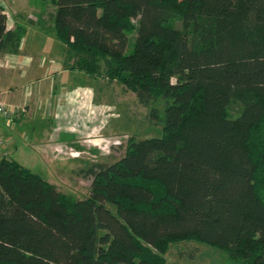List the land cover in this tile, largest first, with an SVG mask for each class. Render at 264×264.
Returning <instances> with one entry per match:
<instances>
[{
    "label": "trees",
    "instance_id": "1",
    "mask_svg": "<svg viewBox=\"0 0 264 264\" xmlns=\"http://www.w3.org/2000/svg\"><path fill=\"white\" fill-rule=\"evenodd\" d=\"M53 5L39 23L52 20L69 67L120 81L152 121L165 99L162 133L90 165L83 198L2 156L0 264H167L184 240L264 264V0ZM25 31L0 3V54Z\"/></svg>",
    "mask_w": 264,
    "mask_h": 264
},
{
    "label": "crops",
    "instance_id": "2",
    "mask_svg": "<svg viewBox=\"0 0 264 264\" xmlns=\"http://www.w3.org/2000/svg\"><path fill=\"white\" fill-rule=\"evenodd\" d=\"M13 1L14 7H11L12 11H10L11 9H8L5 5L8 4V6H11L9 0H0V3L8 14V27L12 28L17 24H22L25 26L26 31L21 42V51L19 53L6 52L0 54V101L16 109L12 118L15 119V122L21 121L22 124L13 127L17 133L22 132L23 139L25 140L28 139L24 137L28 131H25V134L24 129L29 127L30 130L33 131L32 128L37 126L33 125V127H31L30 122L34 120L36 123L37 119L41 120V125H43L42 130L36 132L34 136L32 135L33 141L30 140L32 142L29 144L33 147L29 150L39 153L40 156L47 160L68 161V169L71 171L70 174L72 178L66 181V184L71 185L75 189L77 183H79L81 179H84L83 176H91V174L88 173V168L94 163L95 152L97 150L101 152V150L98 149V144H96L97 141H95L96 138L92 134L95 130L93 125L83 134H77L76 137L67 139L61 144L62 137L59 134L60 128L57 123L63 118L64 113L68 112L67 115H69L72 110L73 117H78V119L76 121H73V118L68 120L65 129L74 133L77 131L79 123L84 122V125L87 123L89 125L90 121L84 119L81 114L83 109L85 110V106L89 109L91 107L95 108L97 105L98 107H103L101 111L104 112L110 109L111 102L102 101V98H97L96 100L94 88L80 83L82 80H86L87 77H85V75L88 76L87 73L70 68L69 64L62 67L65 61L66 48L65 45L63 46L59 43L60 40L58 38L59 41L54 45L55 51H57L55 57L57 58L51 60L49 64L47 58L44 56L38 61V67H40V69L44 67L45 74L52 77L50 85H40V80L33 89L26 87L28 82L23 79L28 76V69L35 60L30 54H32L36 46L31 34L25 36L28 32V28L31 27L38 34H40L41 31L43 34H48L46 31L52 32L53 28L50 26V19L46 22L42 21L39 23L41 16L43 18V14H41L42 11L39 13V11L33 10L29 3L27 4L26 2L28 0ZM32 10L39 13L35 19L31 17ZM45 24L46 26H44ZM53 38L49 37L46 39L44 42L45 45L51 43V41L54 42ZM24 46H27L28 50H23L22 48ZM51 72H53V74H51ZM17 78L19 80H17ZM8 118L9 117L0 113V128L3 122L5 123L6 120H9ZM42 119H44L43 122ZM107 128L108 125L103 124L100 125V129L98 128L97 131L101 136H108V132L104 134ZM50 129L51 132L49 133ZM53 130L55 133L52 134ZM0 134L3 137V142L0 143V158L4 155H17L20 152V146L17 143L16 135L11 131L6 133L2 130H0ZM78 158H86L88 162L76 163L77 165L72 164L71 159ZM90 160L92 161L90 162ZM62 167L63 166L57 167L58 172L64 170Z\"/></svg>",
    "mask_w": 264,
    "mask_h": 264
},
{
    "label": "rangeland",
    "instance_id": "3",
    "mask_svg": "<svg viewBox=\"0 0 264 264\" xmlns=\"http://www.w3.org/2000/svg\"><path fill=\"white\" fill-rule=\"evenodd\" d=\"M16 1V0H15ZM27 4L29 3L30 7L33 10L39 11H45L46 13L49 12L51 9L54 8L55 5H53V0H28L26 1ZM9 3L11 6H8V4H5L8 9H11L12 11L13 0H9ZM12 7V8H11ZM31 11V17L37 18V15H39L36 11ZM11 14V12H10ZM12 18V17H11ZM52 22V20H51ZM46 26V24L44 25ZM40 27V26H39ZM46 28V27H45ZM48 29V28H46ZM48 34H43L41 31L40 34H38L34 29L31 27L28 28V32L25 36H29L31 34L32 39L36 43L35 49L30 54L35 58L33 61V64L29 67L28 76L23 79L26 80L28 83L26 87L33 89L37 86V83L40 81V85L47 84L50 85V82L52 80L51 76H47L45 74V68L43 67L40 69L38 67V61L41 57H45L48 60V64L51 60L56 59L55 57L57 54V51H55V43L59 41L54 33V31H46ZM33 33V34H32ZM49 37H54V42L51 41V43H48L45 45V40ZM24 38V36H23ZM50 42V41H49ZM53 42V43H52ZM61 45L64 46L62 42L59 41ZM27 46H24L23 50H28ZM66 48V46H65ZM67 65V63L64 61L63 66ZM70 65V64H69ZM84 73V72H83ZM53 74V72H51ZM86 80H82L80 83L85 84V86L89 85L91 88H94V95L97 98H102L101 100L106 102H111L110 109L105 110L104 112L101 111L103 107H98L96 105L95 108H89L85 106V110L82 111V116L84 119L89 120L88 123L84 125V122H81L78 124V129L76 132L72 133L71 131H68L65 129L67 126L68 120H71L73 118V121H76L78 117H73L72 110L67 115L68 112L64 113L63 118L58 121L57 125L60 128L59 134L62 137L61 144L64 143L67 139H71L73 137H76L77 134H83L89 127L93 125L95 128L94 132L92 133L94 137L96 138L95 141L98 147V149L95 152V160L94 162L99 161H113L120 157L122 153L125 150L127 139L129 137H146V136H160L162 133V124L164 119V109H165V99L160 98L155 105L159 108V116L161 119H159L158 122L155 120L152 121L150 117V108L152 104H143L141 103L137 95L134 91L127 88L123 83L117 80H111L105 77H98L95 75L88 74V76L85 75ZM17 80H19L17 78ZM240 103L238 101H233L230 107V113L235 116L238 114L240 109ZM77 114V112H76ZM8 117V116H7ZM13 117V116H12ZM8 118L9 120H6V122L1 124L0 130L8 133L12 132L16 135L17 143L20 146V152L17 155L11 154L9 156L13 158H17L19 162L22 164L28 166L33 171L38 173L40 176L44 177L45 179L49 180L50 182H53L59 186V188L67 193L71 194L75 197H86L89 193L90 189V183H91V176H83L84 179H81L79 183H77V187L75 189L69 185L66 184V181L71 180V174L69 168V162L66 160H59V161H51L43 158L40 156L39 153L34 152L32 150H29L33 146L29 143L33 141V137L36 132H40L42 130L41 120L37 119L36 123L30 122V126L33 127V125H36L37 127L32 128H25L24 132L28 131L27 134L25 132L27 140L23 139V134L17 133L15 131V128L13 126L15 125H21L22 122L18 121L15 122V119ZM75 118V119H74ZM39 120V121H38ZM44 119H42L43 122ZM83 121V120H82ZM108 125L107 130H105L104 134H107L108 136H101V134L97 131V129H100V125ZM56 125V127H57ZM88 126V127H86ZM23 130V129H22ZM51 132V129L49 130V133ZM55 133L53 130L52 134ZM53 137V136H52ZM101 138V139H98ZM32 140V141H30ZM38 147V145L36 144ZM99 151V152H98ZM101 153V154H100ZM88 159L86 158H78V159H71L72 164H79V163H86ZM92 160H90L91 162ZM76 164V165H77ZM63 166L62 169L58 172L57 167ZM73 166V165H72ZM62 172V173H60ZM111 208L114 209L113 204H109ZM198 248V253L194 258H190L188 256L183 257L180 254V250L186 251L190 250L192 248ZM167 258L168 262L167 264H240L235 261H232L229 259L226 252L223 250L206 244L204 242L196 241V240H184L179 242H174L170 244L169 250L167 252Z\"/></svg>",
    "mask_w": 264,
    "mask_h": 264
},
{
    "label": "built area",
    "instance_id": "4",
    "mask_svg": "<svg viewBox=\"0 0 264 264\" xmlns=\"http://www.w3.org/2000/svg\"><path fill=\"white\" fill-rule=\"evenodd\" d=\"M16 109L10 105L5 104L4 102L0 101V113L8 116V117H12L15 114ZM3 142V137L0 134V143Z\"/></svg>",
    "mask_w": 264,
    "mask_h": 264
}]
</instances>
